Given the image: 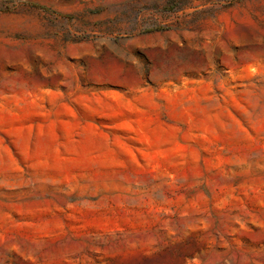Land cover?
I'll return each mask as SVG.
<instances>
[{
	"label": "rangeland",
	"instance_id": "1",
	"mask_svg": "<svg viewBox=\"0 0 264 264\" xmlns=\"http://www.w3.org/2000/svg\"><path fill=\"white\" fill-rule=\"evenodd\" d=\"M0 264H264V0H0Z\"/></svg>",
	"mask_w": 264,
	"mask_h": 264
}]
</instances>
